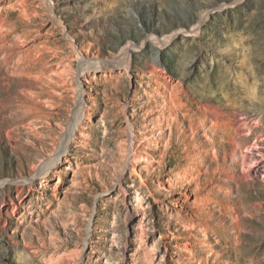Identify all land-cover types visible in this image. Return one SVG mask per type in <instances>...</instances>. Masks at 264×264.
<instances>
[{
	"label": "rangeland",
	"instance_id": "obj_1",
	"mask_svg": "<svg viewBox=\"0 0 264 264\" xmlns=\"http://www.w3.org/2000/svg\"><path fill=\"white\" fill-rule=\"evenodd\" d=\"M0 86V264H264V0H0Z\"/></svg>",
	"mask_w": 264,
	"mask_h": 264
},
{
	"label": "bare ground",
	"instance_id": "obj_2",
	"mask_svg": "<svg viewBox=\"0 0 264 264\" xmlns=\"http://www.w3.org/2000/svg\"><path fill=\"white\" fill-rule=\"evenodd\" d=\"M6 55V54H5ZM4 62L6 61V58L3 59ZM44 67V66H43ZM22 74V73H21ZM23 75V74H22ZM1 87V86H0ZM5 91V90H4ZM234 109V108H233ZM209 107H205L204 108V112L205 113H209ZM80 111H81V107L80 105H78L76 108H75V111H74V117L72 118V122H71V125L74 126L78 120H79V116H80ZM220 119H230V114H223V115H220L219 116ZM202 123L203 124H206V120L203 119L202 120ZM2 124V123H1ZM71 127V126H70ZM213 129V132H211V136L207 138L205 144L208 145V146H213V145H217L219 146L220 148H223L225 146H231L232 142H227L229 139H231V135L230 134H227V132H230L232 130V126H231V123L230 122H221V123H216V122H213L210 124V130ZM235 130L236 131H239L240 130V125H237L235 127ZM219 136L220 139L218 138ZM64 142V146H65V141H62V143ZM61 143V144H62ZM229 144V145H228ZM218 147V148H219ZM62 152V151H61ZM225 157L227 156V153H224ZM57 156V154L55 155ZM254 154L251 152H249L248 154L244 155L243 157V163L246 162V160H248L249 158L253 157ZM224 157V158H225ZM60 157L57 156L51 160H48L47 162L45 161V163H43L41 166H40V174H44V172H46V170H48L50 168L51 165L54 164V162L56 163L57 161H59ZM235 162H231L230 164H234ZM257 163L254 164L253 167H257ZM52 167V166H51ZM19 182V183H18ZM15 185L16 188H21L23 189L25 185H28V186H31V181H27L26 183H20V181H18ZM22 182V181H21ZM41 183L42 184H46V181L45 179H41ZM22 191V190H21ZM19 195H21V193H19ZM28 196V195H27ZM25 230H28L27 228Z\"/></svg>",
	"mask_w": 264,
	"mask_h": 264
}]
</instances>
